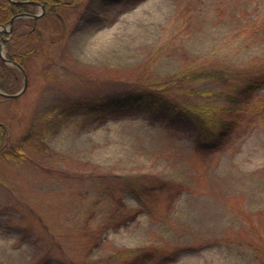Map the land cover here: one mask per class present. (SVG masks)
Segmentation results:
<instances>
[{
	"label": "rangeland",
	"instance_id": "374dc122",
	"mask_svg": "<svg viewBox=\"0 0 264 264\" xmlns=\"http://www.w3.org/2000/svg\"><path fill=\"white\" fill-rule=\"evenodd\" d=\"M65 18L24 93L0 102L7 144L34 131L24 159L0 161V264H264V82L211 151L145 110L55 108L178 78L179 99L237 103L245 69L264 70V0H80ZM221 67L226 80L196 79ZM140 181L143 201L124 190Z\"/></svg>",
	"mask_w": 264,
	"mask_h": 264
},
{
	"label": "trees",
	"instance_id": "16d2710c",
	"mask_svg": "<svg viewBox=\"0 0 264 264\" xmlns=\"http://www.w3.org/2000/svg\"><path fill=\"white\" fill-rule=\"evenodd\" d=\"M31 1H37L44 5L45 11L40 17L37 19L19 17L14 20L11 31L0 30V47L5 50L7 58L19 63L27 71V74L29 73V61L44 51L48 41L59 36L61 27H64L66 22L65 11L74 8L80 0H26L22 3H15L14 0H0V25L8 26L10 20L16 14L36 13L37 5ZM102 1L109 2L111 0ZM127 1L133 5L142 0ZM92 19L93 17L90 16V20ZM55 21H58L61 27L54 26ZM227 71H230L227 67L216 69L212 75L206 71H201L196 75V79L204 80L219 76L221 80H226L225 75L228 73L225 72ZM21 75L22 73L17 67L6 63L0 56V89L2 91L7 93L17 92L19 83L21 84L22 81ZM243 75L244 77L247 76L246 84L242 85L243 90L241 89L239 93L242 98L237 103L230 104V106L191 103L186 98L179 99L178 93L172 91L180 83L178 78L176 80L177 84L172 83V85L166 83H162L163 85L156 83L153 86L139 84L102 96L68 98L60 104L58 103L55 108L56 110L59 109L61 113H96L99 118H123L132 115L135 111L145 110L149 113L150 118L154 120H160L170 126L195 133L198 147L201 150L211 151L224 146L237 127L235 117L241 111V104L246 102L244 93L247 91V93L253 92L255 89L260 88L264 82V70H260L258 76L255 77L250 69H245ZM191 80H194L193 77ZM193 90L191 91L195 94L210 93V89L200 87ZM234 96L233 98L238 100V97ZM233 98L231 96L230 99ZM8 99V97L0 94V102ZM47 115L53 116L51 113ZM7 130L8 123L0 119V151L4 147L6 148L3 151V156L0 153V161L5 157L24 159V146L34 137V131H29L18 145L12 146L5 142ZM135 185L127 182L124 184V190L130 192L139 201H143V197L151 194L154 190L150 183L147 184L144 181H140L139 185ZM261 248H264V246L257 247L255 250L259 255H264V250ZM142 256L141 261L150 258L149 253Z\"/></svg>",
	"mask_w": 264,
	"mask_h": 264
},
{
	"label": "water",
	"instance_id": "95a60500",
	"mask_svg": "<svg viewBox=\"0 0 264 264\" xmlns=\"http://www.w3.org/2000/svg\"><path fill=\"white\" fill-rule=\"evenodd\" d=\"M15 3H22V2H26V0H14ZM33 4L35 5H38L41 7V11L39 13H36V14H31V13H19V14H16L15 16H13V18L10 20V25H9V28L11 29L12 28V24L14 22V20L16 18H19V17H24V16H28V17H33V18H38L39 16H41L43 13H44V6L37 2V1H31ZM1 27L5 28V26L1 25ZM0 55L1 57L7 62V63H10L14 66H17L19 69H21V71L23 72V75H24V86L23 88L16 92V93H7V92H4L0 89V94L4 95V96H7V97H17L19 95H21L25 89L27 88V85H28V75L25 71V69L17 62L15 61H12L10 59H7L5 54H4V51L0 48Z\"/></svg>",
	"mask_w": 264,
	"mask_h": 264
}]
</instances>
